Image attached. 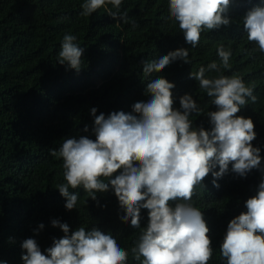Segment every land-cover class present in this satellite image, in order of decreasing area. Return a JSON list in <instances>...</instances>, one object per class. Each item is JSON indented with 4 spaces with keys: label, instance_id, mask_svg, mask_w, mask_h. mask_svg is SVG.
<instances>
[{
    "label": "trees",
    "instance_id": "1",
    "mask_svg": "<svg viewBox=\"0 0 264 264\" xmlns=\"http://www.w3.org/2000/svg\"><path fill=\"white\" fill-rule=\"evenodd\" d=\"M85 2L0 0V260L7 264H23L21 244L27 238L35 239L42 252L52 246L53 239L62 238L64 233L52 227V220L67 223L70 233L83 226L86 231L97 228L111 234L128 252L126 264H140L132 248L147 227L148 210L141 209V228H131L130 221L120 219L125 212L113 190L97 193L93 201L82 186L69 189L78 200L75 209L66 210V200L58 191V185L66 183L63 160L49 150L58 151L69 137L95 140L90 110L96 108L97 115L105 116L114 111L130 113L135 102L150 99L146 86L157 77L175 84L174 109L180 108L179 97L192 95L203 110L200 116H190L193 126L210 130L207 112L216 107L189 76L212 62L220 65V46L231 51V67L208 70L206 78L238 76L246 86L254 85L256 103L249 99L237 115L253 120L257 138L252 143L261 149L264 168V53L247 40L243 27L245 15L264 8V0H231L226 13L230 26L205 30L194 49L169 18L168 0H122L119 12H127L128 23L112 19L109 10L116 9L110 4L82 16ZM69 33L85 49L79 72L57 63L63 36ZM180 48L189 49L190 64L176 61L161 73H143V61ZM231 167L217 181L219 188L209 174L191 201L210 230L213 256L209 264H226L220 245L227 225L247 211L246 200L256 195L264 178L255 169L241 178ZM118 174L119 170L113 178Z\"/></svg>",
    "mask_w": 264,
    "mask_h": 264
},
{
    "label": "clouds",
    "instance_id": "2",
    "mask_svg": "<svg viewBox=\"0 0 264 264\" xmlns=\"http://www.w3.org/2000/svg\"><path fill=\"white\" fill-rule=\"evenodd\" d=\"M108 4L116 9L109 10L112 19L129 22L127 12H119L122 0H86L81 15L90 16ZM230 4L231 0H168L169 18L194 49L205 30L230 26L226 16ZM243 27L247 40L264 53V8L249 11ZM76 41L71 33L63 36L57 63L79 72L85 49ZM217 54L220 65L212 62L189 76L199 82L216 107L207 112L210 130L193 126L190 116H200L203 110L192 95L179 97L180 108L174 109L175 84L157 77L146 86L145 95L150 99L135 102L130 113L114 111L105 116L97 115L96 108L90 110L95 140L69 137L58 151L49 150L51 156L63 160L66 183L58 185V191L66 200V210L75 209L78 200L69 189L81 186L93 201L97 193L113 190L125 212L120 219L130 221L131 228H141V209L148 210L147 227L132 248L133 258L140 264H209L213 256L210 230L202 212L191 203L196 187L211 174L213 186L219 188L217 181L228 173L230 164L241 178L254 169L264 173L261 149L252 143L257 138L255 124L251 118L237 115L249 99L256 103L254 85L246 86L238 76L206 78L208 70L231 67L230 50L220 46ZM176 61L190 64L189 49L143 61V73H161ZM84 132H88L87 126ZM245 208L246 212L230 220L220 245L226 264H264V178ZM51 223L63 237L53 239L45 252L35 239H25L21 244L23 264H126L128 252L111 234L97 228L86 231L83 226L70 233L67 223ZM43 228L40 224L39 230ZM0 264L7 261L0 260Z\"/></svg>",
    "mask_w": 264,
    "mask_h": 264
}]
</instances>
